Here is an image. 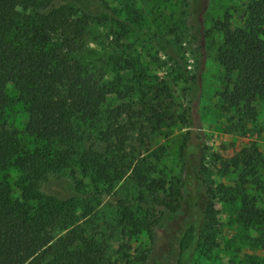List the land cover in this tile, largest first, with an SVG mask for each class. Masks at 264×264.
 <instances>
[{"label":"trees","instance_id":"16d2710c","mask_svg":"<svg viewBox=\"0 0 264 264\" xmlns=\"http://www.w3.org/2000/svg\"><path fill=\"white\" fill-rule=\"evenodd\" d=\"M109 11L114 9L106 0H0V264H118L97 240L83 234L76 200L43 189L76 159L83 174L91 173L95 182L113 185L130 172L146 188L166 194L164 203L178 213L173 264H191L201 239L208 249L215 244L209 224L214 207L207 195L191 194L202 167L198 152L192 150L191 132L183 135L180 146L186 172L180 183L167 187L163 179L149 180L132 165L149 149L150 135L175 118L169 108V86L160 81L143 89L141 83L142 89L132 88L133 100L127 101L120 79L107 81L103 70L84 61L93 23ZM229 22L230 14L225 13L216 24L222 34L216 59L226 76L220 100L237 126L244 128L256 120L257 102L264 101V0L250 1L238 32ZM126 62L135 68L132 60ZM110 96L120 103L105 109ZM17 104L28 115L25 133L35 142L32 148L9 122L8 111ZM180 118L187 123L185 116ZM95 128L96 134L91 131ZM86 135L95 137L105 151L96 150L95 144L80 150ZM233 163L243 168L239 219L261 232L255 242L264 246V201L260 203L245 186L251 184L264 194V159L252 149ZM12 170L18 172L13 182ZM121 213L125 227L153 238V223L128 207ZM147 263L148 257H143L140 264Z\"/></svg>","mask_w":264,"mask_h":264},{"label":"rangeland","instance_id":"374dc122","mask_svg":"<svg viewBox=\"0 0 264 264\" xmlns=\"http://www.w3.org/2000/svg\"><path fill=\"white\" fill-rule=\"evenodd\" d=\"M106 1L114 11L93 23L84 61L94 70H103L107 81L120 79L119 89L127 95V101L133 100L129 93L132 88L142 89L141 83L146 89L164 81L172 96L169 108L175 118L150 135L149 149L137 158L132 155V165L136 164L149 180L163 179L168 187L186 176L180 152L186 132H191L192 150L200 156L201 176L193 181L191 194L194 198L198 192L207 195L214 207V219L209 224L214 227L211 231L215 233V244L208 249L201 239L193 249L191 264H264V246L255 242L261 232L244 226L239 219V176L243 168L233 163L234 158L252 149L264 159V101L257 102L255 121L244 128L237 126L220 100L226 76L216 59L222 40L217 21L229 13L230 26L238 32L244 26L251 0ZM126 60H132L135 68H129ZM10 94L14 95L11 88ZM119 103V99L110 96L105 109ZM8 115L23 142L34 147L35 142L25 133L28 115L23 107L14 105ZM181 116L188 119L187 123ZM91 131L97 133L96 128ZM96 142L95 137L86 135L79 148L95 144L96 150L105 151V146ZM136 145L143 152V145ZM75 161L43 189L63 199L76 200L83 234L97 240L118 264H140L143 257H148L147 264H173L172 242L178 213L171 212L164 203L166 194L146 188L145 182L130 172L113 185L95 182L92 174H83ZM10 174L12 181L18 172L12 170ZM245 186L260 203L264 201L263 193L251 184ZM14 190L18 193L15 186ZM89 207H93L92 212L84 217ZM125 207L153 223V238L124 226L121 212Z\"/></svg>","mask_w":264,"mask_h":264}]
</instances>
